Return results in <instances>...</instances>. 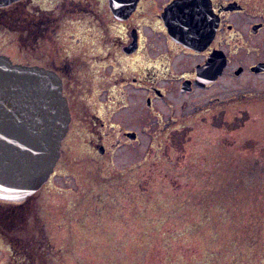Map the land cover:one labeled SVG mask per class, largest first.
Returning a JSON list of instances; mask_svg holds the SVG:
<instances>
[{
	"label": "flooded vegetation",
	"instance_id": "flooded-vegetation-1",
	"mask_svg": "<svg viewBox=\"0 0 264 264\" xmlns=\"http://www.w3.org/2000/svg\"><path fill=\"white\" fill-rule=\"evenodd\" d=\"M257 1L13 0L0 6V18L12 24L3 26L20 54L19 60L9 55L12 61L52 69L61 79L71 115L61 151L77 147L98 164L115 150L110 144L113 134L118 143L137 140V135L127 136L133 130L110 121L108 111L121 103L118 90L127 85L144 89L146 106L153 111L157 100L168 99L169 84L177 94L210 88L227 71L231 55L254 51L247 38L263 30L264 22L253 19L247 2ZM215 50L225 53L226 64L214 81L198 85L196 67ZM188 54L195 57L193 63L176 67V61L183 62ZM263 60L237 64L230 72L262 76L264 70L254 72L251 67ZM184 81H189L188 91L180 90ZM106 92L114 98L111 105L100 98ZM212 102L220 105L217 96ZM70 130L73 140L65 144ZM59 163L58 159L54 171Z\"/></svg>",
	"mask_w": 264,
	"mask_h": 264
},
{
	"label": "rangeland",
	"instance_id": "rangeland-1",
	"mask_svg": "<svg viewBox=\"0 0 264 264\" xmlns=\"http://www.w3.org/2000/svg\"><path fill=\"white\" fill-rule=\"evenodd\" d=\"M247 3L253 19L264 22V0H258L254 4ZM251 21L255 20L251 19ZM2 23H4L3 18H0V52L10 55L13 60H19L20 54L18 47L14 44L13 35L3 28V26L7 27L6 22V25ZM9 26L11 27L12 24ZM247 41L253 46L254 51L239 50L231 55L227 71L210 88L197 90L191 94H177L174 85L169 84L167 85L168 99L157 100L153 111L146 106L144 89L133 85L122 86L120 88L122 91L118 90V99L121 103L108 111L110 121L118 124L122 129L133 130L137 135V140L122 144L118 143L113 134L110 137V144H115L116 148L111 154L107 152L104 158L106 160L101 161L105 166L100 176H95L89 171L95 170L96 167L98 169V166L102 164L90 165L92 161L88 154L80 153L77 147L71 148L70 151L65 152L63 158L65 163L61 164L64 169L57 168L42 188L31 196L32 198L29 195L24 200L18 201L17 205L0 202V264H7L9 261L10 255L7 250L9 237L15 236L17 241H20V237H22L21 240H25L26 231L22 229L23 225H39L40 223L44 224L47 237L54 246L60 247L62 264L65 262L67 264H177L179 259H182V264H203L202 261L193 262L192 260L193 258L201 260L199 258L201 254L207 253L209 248L215 246L209 242L212 240L210 235L194 234L191 235L192 238L187 235L168 243L162 230L152 231L150 245L147 246L146 244L149 243L146 241L147 236L144 232L143 201L134 199L129 202L126 196L127 189L112 191L111 186L115 184L109 179L125 176V174L121 176L120 173L124 170H131L143 161L151 146L157 139H160L159 136L163 130L180 126L181 122L189 120L191 124H197L190 127L196 131L194 135L199 131L201 134H212L211 124L219 123L221 115L236 118L232 125L239 122L240 115H247L244 107L246 102L251 99L256 102L264 98V75H254L245 71L247 73L236 76L230 72V68L237 64H250L255 60L264 59V28L255 36H249ZM224 48L227 47L224 46ZM184 56L185 58L181 59L183 62L176 61V67L187 68L195 60L192 55ZM215 96L220 101L218 106L216 102H212ZM100 98L106 105H111L110 99H114L109 97L108 92ZM256 111L260 120L252 125V132L254 128L264 125V109L255 108L251 110V113L254 114ZM157 136L159 138H156ZM262 144H264V138ZM189 145L192 147V140ZM190 150L188 149V152ZM74 164L77 166L75 167ZM210 173L211 171L207 170L204 164L195 166V175H197L195 178L201 181ZM126 175L130 178L135 176L141 180L145 178V175L140 172L138 174L127 172ZM107 181L110 182L107 187L108 191L118 198L115 203L95 200L87 190L91 184L93 187L95 182ZM192 189L199 190L200 186L196 184ZM168 191L166 190L161 195L165 196ZM170 192L179 195L186 191L180 188ZM40 203L43 204L40 207L42 210L38 208ZM250 208L252 206L245 204L237 224L224 225L219 231L216 243L221 242L220 247L224 250H231L229 242L232 238L228 236L230 232L232 236H235L233 238L238 240L232 249L235 256L242 246L239 245V237L245 230V225L241 223L248 218L246 213ZM39 210L42 211V218L35 219V223H32L29 217ZM186 211L187 214H191L187 209ZM189 218L190 216L186 220ZM231 228L234 229L230 231ZM43 252L50 258V248L46 245ZM40 260L38 262L42 264L45 259ZM234 260H237V257ZM229 263L231 264L230 261Z\"/></svg>",
	"mask_w": 264,
	"mask_h": 264
},
{
	"label": "trees",
	"instance_id": "trees-1",
	"mask_svg": "<svg viewBox=\"0 0 264 264\" xmlns=\"http://www.w3.org/2000/svg\"><path fill=\"white\" fill-rule=\"evenodd\" d=\"M3 22L2 24L8 26L11 24L8 18H3ZM244 107L247 115H240L236 125H232L236 118L221 115L219 123L211 124L212 134H201L199 131L194 135L196 131L191 128L197 124H191L189 120L181 122L180 126L163 130L160 136L157 133L160 139H155L143 161L131 170L120 173L121 176L123 174L125 176L109 179L115 184L111 186L112 191L127 189L126 196L129 202L134 199L143 201L144 232L149 243L146 244L147 246L150 245L152 231L162 230L168 243L187 235L190 238L194 234L210 235L212 240L209 242L215 246L212 245L207 253L201 254L199 257L201 260L193 258V262L230 264V261L231 264H264V144H262L264 125L254 128L253 132L251 129L252 125L260 120L257 111L253 114L251 110L264 109V98L256 102L251 99ZM158 136L156 138H159ZM71 140H73V132H69L64 143L68 144ZM190 140L192 147L189 145ZM188 149L191 150L188 152ZM65 152H60V163L57 165L59 169H64L61 164L65 163L63 159ZM89 164L93 165V162ZM103 164L89 172L100 176L105 166ZM201 164L211 171L202 181L195 178L197 176L195 166ZM74 166L76 167L77 164ZM127 172L137 174L140 172L145 178L142 180L135 176L130 178L127 177ZM109 181L95 182L93 187L91 184L87 189L89 195L98 201L117 202V196L107 189ZM196 184L200 186L199 190L192 189ZM180 188L186 192L179 195L170 192ZM166 190L169 191L162 196L161 193ZM33 195L34 193L30 197ZM245 204L252 208L246 213L248 218L241 223L245 225V230L239 237V245H242L239 248L240 252L238 251L235 256L232 249L238 240L233 238L235 236H232L231 232L228 236L232 238L229 242L232 251L222 249L221 242L216 243V241L222 226L237 224ZM42 205L40 203L38 208ZM186 209L191 214H187ZM41 210L35 211L29 217L32 223H35V219L42 218ZM188 216L190 218L186 220ZM26 225L24 224L22 228L26 231L25 240H21L20 237V241H17L15 236L9 237L11 251L7 264H39V259H45L42 264H62L61 249L54 246L47 237L44 224ZM233 229L231 228L230 231ZM45 245L50 248L51 259L43 252ZM236 257L237 260H234ZM177 264H182V259H179Z\"/></svg>",
	"mask_w": 264,
	"mask_h": 264
},
{
	"label": "water",
	"instance_id": "water-1",
	"mask_svg": "<svg viewBox=\"0 0 264 264\" xmlns=\"http://www.w3.org/2000/svg\"><path fill=\"white\" fill-rule=\"evenodd\" d=\"M11 1L0 0V6ZM225 64V53L213 51L196 67L198 85L214 81ZM251 70H264V61ZM180 90L188 91L189 81ZM70 119L62 82L54 70L13 62L0 53V200L22 201L42 187L60 157ZM135 135L127 133L129 138Z\"/></svg>",
	"mask_w": 264,
	"mask_h": 264
}]
</instances>
